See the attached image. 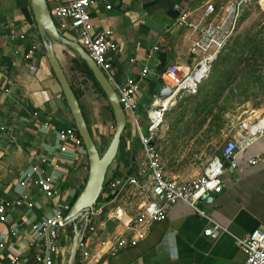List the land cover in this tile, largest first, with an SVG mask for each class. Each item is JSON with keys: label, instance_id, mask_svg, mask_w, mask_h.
Segmentation results:
<instances>
[{"label": "crops", "instance_id": "1", "mask_svg": "<svg viewBox=\"0 0 264 264\" xmlns=\"http://www.w3.org/2000/svg\"><path fill=\"white\" fill-rule=\"evenodd\" d=\"M206 1L218 5L224 0H95L88 7L91 34L104 28L112 30L111 39L115 42L110 61L113 77L121 80L125 75H130L139 83L135 95L137 111L143 110L145 114L152 94L161 86L157 77L159 72L172 63L184 65L191 62L189 48L194 34L185 29L167 31L165 27L173 22L179 11L199 12ZM105 5H109V8H105ZM30 18L29 0H0V120L7 127L0 132V201L17 197L20 171L36 164L34 155L40 153L52 157L58 165L57 169L51 166L43 168L53 175L59 196L48 199L36 187L29 186L28 195L34 206L29 209L24 205L13 208L7 220L0 222V240L3 241L0 264H8L13 253H17L20 264H34L33 253L41 251L42 244L31 239L29 223L48 214L59 201L68 206L87 175V158L83 147L75 158L54 153L56 128L70 125L72 119ZM19 33L24 34L23 39L18 37ZM63 37L74 41L71 31L64 32ZM30 43L36 48L30 58L24 59L23 53ZM59 45L64 46L57 44L56 47ZM153 45H157L154 50ZM64 47L70 63L67 68L63 65L58 47L57 61L76 96L80 111L81 102L93 116L87 127L94 139L91 126L95 121V103L105 105L106 110L98 112L102 122L113 123L112 112L107 108L105 97L83 71L77 54ZM130 58L134 59L131 63L128 62ZM30 64L33 70L29 69ZM143 65L147 66L148 72L141 76L139 71ZM74 66L80 68L83 76H76L74 69L77 68ZM33 111L37 114L32 115ZM43 121H47V127L39 130L38 126ZM122 132L95 201V206H101L102 211L91 219L93 230L83 237L90 250L98 249L99 241L105 242L102 245V249H105L113 238L129 236L133 232L131 227L136 199L115 194V189L105 185L109 179L137 175L136 165L140 155L137 136L122 135ZM255 155H258V160L254 164L249 163L248 159ZM220 180L218 193L201 198L205 200L200 208L209 220L198 216L184 203L172 204L166 208L164 219L152 223L136 245L121 248L110 257L104 255L101 263H241L243 253L235 245V238L244 237L253 228L264 230V135L237 154L235 167L225 168ZM112 213L115 217H111ZM211 221L225 229L215 238L202 233V229L211 225ZM13 226H16L17 233L9 235L8 230ZM64 227L59 233H63ZM65 238V234L57 238L59 247Z\"/></svg>", "mask_w": 264, "mask_h": 264}, {"label": "built area", "instance_id": "2", "mask_svg": "<svg viewBox=\"0 0 264 264\" xmlns=\"http://www.w3.org/2000/svg\"><path fill=\"white\" fill-rule=\"evenodd\" d=\"M95 0H52L47 6L57 32L63 36L66 31L74 34V42L79 44L95 65L104 74L116 94L117 101L135 131L140 147V155L136 165V174L120 179L106 180V187L115 189V194H124L136 199V208L132 217V233L129 236L118 235L110 240L105 249L104 241H99V248L90 250L83 237L93 230L91 219L101 213L102 207L95 204L83 216L81 233L75 252L74 264H102L103 256H113L124 247H132L142 240L148 227L165 217V210L175 203H184L191 207L198 216L209 218L198 206V202L207 194L218 193L221 189L220 175L225 168H234L236 156L242 152L253 140L264 135V112L250 120L239 119L230 128L229 137L224 140L218 154L211 156L202 170L191 178L175 179L166 176L161 165V158L155 146L156 131L162 122V116L170 106L174 105L180 95L194 94L200 82L207 76L210 64L220 49L232 36L237 20L244 7L251 2L261 5L260 0H224L218 5L206 1L199 12L181 10L168 26L167 31L185 29L194 34L189 53L191 62L184 65L172 63L167 65L157 77L161 85L169 88L164 97L151 96V102L145 111V133H142L136 118L137 105L135 95L139 83L134 76L125 75L123 79L116 80L111 73V53L115 50V42L111 39L112 30L100 29L91 34V18L88 7ZM109 8V5H105ZM18 37L23 39L24 34ZM36 46L32 43L23 53V58L31 57ZM153 45L152 49H156ZM134 59L130 58L129 63ZM33 70V65H29ZM148 72L146 65L140 68L141 76ZM58 94L57 96H59ZM36 111L32 115H36ZM47 121L38 126L39 130L47 127ZM7 127L0 120V132ZM152 141V144L149 142ZM68 145H70V148ZM83 147L81 138L71 125L58 126L55 130L54 153L75 158L77 152ZM36 164L22 169L17 177L19 187L18 195L14 199L0 201V222L7 220L11 209L24 205L32 208L34 202L29 198L28 188L36 187L41 194L50 199L59 196V189L55 186L52 174L44 171V166L58 168L52 157L45 153L34 155ZM258 155L248 159L254 164ZM67 204L61 201L55 203L50 212L42 215L28 225L31 239L41 242L42 250L33 253L34 264H55L56 256L62 255V248L57 244L59 231L65 226L63 221ZM111 217H115L112 213ZM225 229L211 221V225L202 229V233L209 238H215ZM9 235L17 233L16 226L8 230ZM32 244V243H31ZM235 245L243 253V260L239 264H264V230L253 228L244 237L235 238ZM3 241L0 240V248ZM8 264H20L17 253L10 255Z\"/></svg>", "mask_w": 264, "mask_h": 264}, {"label": "rangeland", "instance_id": "3", "mask_svg": "<svg viewBox=\"0 0 264 264\" xmlns=\"http://www.w3.org/2000/svg\"><path fill=\"white\" fill-rule=\"evenodd\" d=\"M46 3L47 6H50V0H46ZM261 5L251 2L244 7L232 36L219 53L228 48L234 39L242 36L245 32L250 33L257 30L259 24L255 23L256 17L264 11V3L261 2ZM57 47L61 51L59 54L61 61L67 68L70 63L69 57L66 56L67 49L60 45ZM214 60L215 58L210 64L207 76L198 85L200 88L198 96L195 94L180 95L174 105L163 113L162 122L156 131L155 145L159 151L162 169L166 176L175 179L193 177L202 170L211 156L218 154L224 140L229 137L230 128L237 120L246 118V120L252 121L254 117L260 116L264 112V70L262 69L260 72V78L250 80L246 89L243 88L242 81L238 79L229 86H225L221 93L217 94L213 86L215 78L211 72ZM74 70L76 76H83L79 71L80 68ZM202 94H206V99L201 100ZM199 101L210 108L209 114L205 115V110H202L198 105ZM80 107L82 116L89 126L93 116L90 114L89 108H86L81 102ZM99 110H106L105 105L95 103V121L91 130L93 141L100 154L111 136L113 123L111 121L102 122L98 114ZM142 111L136 110L135 115L142 133H145L146 121ZM202 119L203 121L199 125L198 123ZM216 124L220 126L217 130L215 129ZM124 134H128L130 137H134L136 134L127 115H125V127L122 132V135ZM69 226L70 224H66L63 233L58 235L61 237L65 234L66 238L61 246L62 255L56 256L55 264L66 263L71 238Z\"/></svg>", "mask_w": 264, "mask_h": 264}, {"label": "water", "instance_id": "4", "mask_svg": "<svg viewBox=\"0 0 264 264\" xmlns=\"http://www.w3.org/2000/svg\"><path fill=\"white\" fill-rule=\"evenodd\" d=\"M29 7L35 30L53 76L59 85L62 97L69 110L74 128L81 138L87 158V175L84 184L63 216L64 224L71 225V238L65 264H74L76 247L83 223V216L88 209L95 204L102 188L106 168L117 151L120 134L125 126V115L117 101L116 94L111 85L84 49L76 42L66 39L57 32L48 13L46 0H29ZM57 44L69 47L85 63L110 106L113 116V130L106 147L100 154L97 151L89 129L81 114L74 92L57 61ZM168 93V86L162 84L156 91L155 95L161 98ZM145 111L146 109L144 110V113ZM149 144H152V141H150ZM204 200L205 199L203 198L198 203L199 207Z\"/></svg>", "mask_w": 264, "mask_h": 264}, {"label": "trees", "instance_id": "5", "mask_svg": "<svg viewBox=\"0 0 264 264\" xmlns=\"http://www.w3.org/2000/svg\"><path fill=\"white\" fill-rule=\"evenodd\" d=\"M30 21L34 25L32 18H30ZM255 23L259 24L257 30L250 33L245 32L242 36L234 39L233 43H231L223 52L219 53V51L217 53L211 70L212 75L215 78L213 86L217 94L221 93L225 86H229L232 82L238 79L242 81L241 84H243V88L246 89L251 79L255 80L261 77L260 72L262 69L264 70V11L260 12V15L256 17ZM77 59L79 60V64L82 66L83 71L88 75V77H90L92 83L100 91L102 96L105 97L85 63L79 57H77ZM199 92L200 88L198 86L194 93L195 96H198ZM203 98L206 99V94L201 95V100ZM198 105L202 110H205V115L209 114L210 108L201 103V101L198 102ZM107 108L111 113L108 103ZM202 121L203 119L199 121L198 124L200 125ZM70 125L74 127L73 123ZM218 128H220V126L216 124L215 129L217 130ZM82 186L83 184L80 189ZM80 189L74 193L68 207ZM66 210L64 211V214ZM68 229H71V227L69 226Z\"/></svg>", "mask_w": 264, "mask_h": 264}, {"label": "bare ground", "instance_id": "6", "mask_svg": "<svg viewBox=\"0 0 264 264\" xmlns=\"http://www.w3.org/2000/svg\"><path fill=\"white\" fill-rule=\"evenodd\" d=\"M260 2L264 3V0H260ZM262 121H264V118L262 119Z\"/></svg>", "mask_w": 264, "mask_h": 264}]
</instances>
